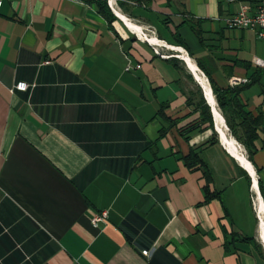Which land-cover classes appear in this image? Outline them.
I'll return each mask as SVG.
<instances>
[{"label": "crops", "instance_id": "1", "mask_svg": "<svg viewBox=\"0 0 264 264\" xmlns=\"http://www.w3.org/2000/svg\"><path fill=\"white\" fill-rule=\"evenodd\" d=\"M109 1L113 14L112 5L181 48L211 93L198 62L217 86L240 88L256 150L248 159L212 93L216 120L183 53L139 39L115 14L109 26L90 0H2L0 264H264V67L252 63L264 41L225 25L260 0ZM199 91L212 119L202 130L186 101ZM192 150L221 201H205L200 170L185 162Z\"/></svg>", "mask_w": 264, "mask_h": 264}, {"label": "trees", "instance_id": "2", "mask_svg": "<svg viewBox=\"0 0 264 264\" xmlns=\"http://www.w3.org/2000/svg\"><path fill=\"white\" fill-rule=\"evenodd\" d=\"M93 1L96 5L97 12L105 19L107 24L111 26L112 22L117 20L112 11L110 10L107 0H90ZM120 8L125 4L121 0H116ZM199 22V21H198ZM191 27L194 29L195 26L192 24ZM195 30V29H194ZM174 41L175 45L185 47L184 41L179 37L175 36ZM175 59V58H173ZM198 67L205 73L207 76L212 93L215 97L216 103L221 110V113L225 119V123L231 133V135L247 150L248 159L251 160L253 153L256 148L254 147L253 141L256 139L257 135L255 132V126L252 127L251 122L254 121L251 116L246 112L243 106L239 103L238 94L240 92L239 87H226L221 88L217 86L210 77V74L201 66L200 62L197 63ZM200 90V89H199ZM189 105L194 107V110L198 111L199 115L195 123L191 126L202 130L203 128L212 127V119L210 115L209 106L206 104L201 92L194 94L188 93L187 100ZM257 119V118H256ZM185 162L189 168H196L200 170L201 177L204 181L203 191L205 201L211 199L222 200V191H215L210 189L212 182V176L209 168L206 164L199 158L197 153L193 150L185 158ZM262 197L264 199V191L261 190ZM243 241L254 245L252 238L243 237Z\"/></svg>", "mask_w": 264, "mask_h": 264}, {"label": "bare ground", "instance_id": "3", "mask_svg": "<svg viewBox=\"0 0 264 264\" xmlns=\"http://www.w3.org/2000/svg\"><path fill=\"white\" fill-rule=\"evenodd\" d=\"M109 2L111 4V2H113V1L110 0ZM112 8H113L114 14L117 16V18L120 19V21L123 23V25L128 30L132 31L136 36H138L139 39H141L145 42H149L155 46L164 47V48H168L171 50H177L178 52L183 53V59L185 60L188 68L195 74L196 79L199 81V83H201V85L203 86V88L206 91L207 101L212 106L216 120H218L219 122H223L221 116L219 115L218 110L216 109L215 100H214V97H213L211 90L209 88L208 81L206 80L204 75L200 73L197 66L194 64V62L192 60L189 59V57L185 54V52L181 48L166 45L165 43L160 41L158 38H156V36L154 34L150 33L149 35H147L144 31H142L145 29H143L142 27H139L135 22H133L131 19H129L127 16H125V14H122L121 12H119L114 7V5H112ZM220 137H221L222 142L225 144V146L228 147L230 152L238 159V161L242 165H244L249 170V172H251L253 174V171H252L249 163L245 160L244 156L238 152L235 140L233 138H231L230 140L228 138H226V136L224 135L222 130L220 131ZM226 140L228 142V145H227ZM254 186L256 188V181L255 180H254ZM258 215H259V236L258 237H259L260 242H262L264 245V209H263L261 201H259Z\"/></svg>", "mask_w": 264, "mask_h": 264}, {"label": "built area", "instance_id": "4", "mask_svg": "<svg viewBox=\"0 0 264 264\" xmlns=\"http://www.w3.org/2000/svg\"><path fill=\"white\" fill-rule=\"evenodd\" d=\"M75 1V0H74ZM2 4V0H0V7ZM225 25L228 29H250L257 30V36L260 37L264 41V0H260V2L255 6L254 10L248 5H241L239 10L227 17L225 19ZM252 63L258 67H264V58H253ZM136 67H139L138 65ZM126 70L130 69L129 64L125 67ZM239 81L236 78L231 79V84L235 85ZM27 84L24 82H17L14 85V89L24 91L27 89ZM106 217V212H101L99 214H95L91 221L94 226H97L98 223L102 222ZM142 255H148V250H142ZM72 264H79L74 261Z\"/></svg>", "mask_w": 264, "mask_h": 264}, {"label": "rangeland", "instance_id": "5", "mask_svg": "<svg viewBox=\"0 0 264 264\" xmlns=\"http://www.w3.org/2000/svg\"><path fill=\"white\" fill-rule=\"evenodd\" d=\"M107 4H108V2H107ZM125 4V3H124ZM129 5V4H128ZM125 6V5H124ZM123 6V7H124ZM133 21V20H132ZM135 23H137V22H135ZM122 24V23H121ZM123 25V24H122ZM123 27L125 28V26L123 25ZM125 30H126V28H125ZM142 31H144L147 35H149L150 33H151V29L150 28H145V30H142ZM149 31V32H148ZM161 49L163 50L164 48H162L161 47ZM173 53H175L176 54V52L175 51H173Z\"/></svg>", "mask_w": 264, "mask_h": 264}]
</instances>
